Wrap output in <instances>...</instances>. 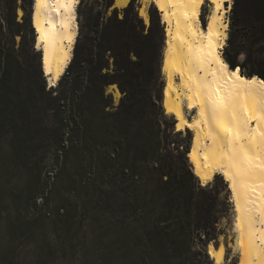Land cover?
I'll return each instance as SVG.
<instances>
[{
    "label": "rangeland",
    "instance_id": "rangeland-1",
    "mask_svg": "<svg viewBox=\"0 0 264 264\" xmlns=\"http://www.w3.org/2000/svg\"><path fill=\"white\" fill-rule=\"evenodd\" d=\"M97 1L101 4V0H79L76 7L78 34L83 31L82 13L90 6L97 8ZM244 1L238 0L240 5L236 14L251 18V1ZM141 4L142 0H136V11L147 27L149 9L154 5L148 3V20L145 21L138 12ZM114 8L117 7L112 3L106 15L111 14ZM122 8L118 9L119 17L123 15ZM208 10V5H204L203 24ZM22 14L19 6L18 19ZM234 15L230 9L229 25ZM32 29L35 53L25 58L29 71L23 67L21 73L3 78L0 85V264H215L208 255V244L203 246L201 239L180 235L174 242L171 231L180 233L181 226L186 227V204L182 200L175 208L179 209L178 212L174 211L169 217L163 215L157 201L161 189L144 187L139 168L133 173L126 165L129 163H126L125 153L110 152L115 144L114 137L106 139L97 132L89 134L88 149L78 159L85 156V163L89 164L92 158V167L75 169L69 165L55 177L49 153L44 149L37 129L40 127L38 119L42 116L34 115L30 101L26 127L18 131L16 113L19 100L28 97L23 87L32 82L34 89L42 83L46 90L50 88L45 77L43 80L38 77V68L42 72L41 58L35 49L33 26ZM256 52L264 56V45ZM161 83L164 84V79L160 62L159 79L150 85L153 95ZM51 87L55 91L59 89L58 85ZM105 90L111 96V106L107 109L112 110L122 94L116 84L108 85ZM160 112L161 137L171 148H189L191 132L175 131L174 118L165 113L163 105L161 109H154L155 114ZM140 128L136 124L134 133L139 134ZM137 144L141 145V139ZM108 157L111 160L107 162V168L102 165L95 167L101 158ZM186 160L191 168L187 153ZM192 174L191 190L195 197H199L200 187L204 186L193 171ZM206 188L218 191L213 211L218 217L216 227L219 234L212 243L214 246L224 245V264H237V256L230 248L234 231L227 186L217 175ZM176 214L181 221L175 219ZM191 224H195L194 220Z\"/></svg>",
    "mask_w": 264,
    "mask_h": 264
},
{
    "label": "trees",
    "instance_id": "trees-1",
    "mask_svg": "<svg viewBox=\"0 0 264 264\" xmlns=\"http://www.w3.org/2000/svg\"><path fill=\"white\" fill-rule=\"evenodd\" d=\"M250 1L251 18L236 14L240 0L233 2L231 13L235 15L231 18L223 55L230 69L239 68L242 74L255 75L264 81V56L256 52L264 45V0ZM135 2L130 0L122 8V17L118 16L117 8L106 15L113 0H101V4L97 1V8L90 6L82 13L83 31L78 34L72 59L58 81L59 89L46 90L44 83L34 89L32 82H27L23 89L28 97L19 100L16 127L18 131L26 127L27 104L32 102L34 115L42 116L37 129L55 177L69 165L75 169L92 167V158L89 164L85 163V156L78 159L88 149L89 134L97 132L106 139L114 137L110 152L125 153L129 163L126 165L133 173L139 168L144 187L161 189L157 201L163 215L169 217L178 212L175 208L182 200L186 204V227L182 225L180 233L171 231L174 242L183 235L201 239L204 246L219 234L218 217L213 211L218 191L200 187L201 194L195 197L190 186L193 174L186 160L188 147L171 148L161 137V112L155 114L154 109H161L163 84L156 85L154 95L150 85L159 79L164 28L157 9L152 6L146 27ZM30 4L31 0H21L20 5L18 0H0V85L3 78L21 73L23 67L29 71L25 58L35 53ZM19 6L23 11L20 19ZM38 77L42 80L44 77L39 68ZM110 84H116L122 94L112 110L107 109L111 106V96L105 90ZM136 124L141 127L139 134L133 131ZM110 160V157L101 158L95 167L102 165L105 169ZM177 218L182 220L178 214Z\"/></svg>",
    "mask_w": 264,
    "mask_h": 264
},
{
    "label": "bare ground",
    "instance_id": "bare-ground-1",
    "mask_svg": "<svg viewBox=\"0 0 264 264\" xmlns=\"http://www.w3.org/2000/svg\"><path fill=\"white\" fill-rule=\"evenodd\" d=\"M78 3L79 0L32 1L35 49L40 52L41 69L50 87L57 85L72 59L78 36ZM148 3L157 9L165 33L161 57L164 111L174 118L175 131L191 132L187 159L201 185L207 186L220 175L227 186L234 231L230 248L237 256V264H264V171L254 168L238 173L230 162L233 152L239 153L248 145L247 139L236 136L238 130L241 135L257 127L264 131V115L257 108L258 94L264 93V84L260 83L263 80L241 72L240 80L230 78L236 68L230 69L223 55L233 0H225L219 10L212 0L195 5L186 0H142L138 12L145 21ZM204 5L209 10L203 24ZM193 12L197 13L195 17ZM244 81L252 82L257 95H246ZM245 96L248 113L254 117L247 126L243 125V110L239 107ZM251 155L258 158L256 163L264 165V146L254 148ZM221 249L223 244L214 246L209 241L207 252L215 264L225 263Z\"/></svg>",
    "mask_w": 264,
    "mask_h": 264
},
{
    "label": "snow or ice",
    "instance_id": "snow-or-ice-1",
    "mask_svg": "<svg viewBox=\"0 0 264 264\" xmlns=\"http://www.w3.org/2000/svg\"><path fill=\"white\" fill-rule=\"evenodd\" d=\"M59 3L60 0H57ZM186 2L191 3L193 5L203 3V0H186ZM212 2L215 4L217 9L223 7L225 4V0H212ZM228 3L231 2V0H227ZM129 5V0H116V6L118 7H127ZM141 15H143V12H141ZM197 13L193 12L192 16L195 17ZM211 32H209V37H211ZM227 67V65H225ZM240 72L239 68H236L235 71L231 72L230 78H236L237 80H240V77L238 76V73ZM244 83L247 84V88L245 89V93L250 95H257L252 87V82L244 81ZM261 84H264V81L260 82ZM240 95L239 89L237 90L236 96L238 97ZM259 100L257 104L258 111L264 115V93H260ZM241 99H244L245 102L242 104H239V107L243 110V125L247 126L254 117L252 115H249L247 103H246V96L242 97ZM234 103H237V101L234 98ZM191 107V105H189ZM257 119L259 117H256ZM236 136L241 139H247L248 145L247 148H242L239 153L233 152L232 156L230 157V162L233 164V166L236 167L237 172H251L254 168H260L262 171H264V165H261L259 163H256L255 161L258 159L257 157L251 155V152L254 148L262 147L264 146V131H260L259 128H253L248 129L247 132H245L243 135H241V130H238L236 132ZM259 141V143H257ZM227 175V173H225ZM223 250L221 249V252Z\"/></svg>",
    "mask_w": 264,
    "mask_h": 264
},
{
    "label": "crops",
    "instance_id": "crops-1",
    "mask_svg": "<svg viewBox=\"0 0 264 264\" xmlns=\"http://www.w3.org/2000/svg\"><path fill=\"white\" fill-rule=\"evenodd\" d=\"M113 2H114V0H113ZM117 7V6H116ZM118 8V7H117ZM121 7H119L118 9H120Z\"/></svg>",
    "mask_w": 264,
    "mask_h": 264
},
{
    "label": "water",
    "instance_id": "water-1",
    "mask_svg": "<svg viewBox=\"0 0 264 264\" xmlns=\"http://www.w3.org/2000/svg\"><path fill=\"white\" fill-rule=\"evenodd\" d=\"M208 251V250H207Z\"/></svg>",
    "mask_w": 264,
    "mask_h": 264
}]
</instances>
